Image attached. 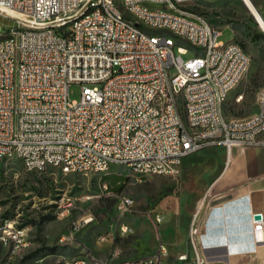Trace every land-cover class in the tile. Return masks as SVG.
Segmentation results:
<instances>
[{
  "label": "built area",
  "instance_id": "1",
  "mask_svg": "<svg viewBox=\"0 0 264 264\" xmlns=\"http://www.w3.org/2000/svg\"><path fill=\"white\" fill-rule=\"evenodd\" d=\"M201 1L0 0V14L18 24L0 37V168L18 161L31 173L105 175L124 167L136 184L151 177L179 183L196 153L220 147L229 161L234 149L264 146V86L257 113L223 114L253 61L238 42L219 41L220 30L195 8ZM189 51L194 57L184 61ZM72 85L82 87L79 101H70ZM209 202L207 192L180 262L208 264ZM133 206L121 196L119 211ZM254 229L264 241L262 219ZM119 234L134 229L122 225ZM26 246V229L0 221V247L11 249L4 264ZM169 256L161 244L141 264H169Z\"/></svg>",
  "mask_w": 264,
  "mask_h": 264
},
{
  "label": "rangeland",
  "instance_id": "2",
  "mask_svg": "<svg viewBox=\"0 0 264 264\" xmlns=\"http://www.w3.org/2000/svg\"><path fill=\"white\" fill-rule=\"evenodd\" d=\"M252 2L264 19V0ZM195 8L220 30L219 41L236 40L246 50L253 61L250 79L263 83L264 32L243 1L203 0ZM17 26L14 19L0 14V37ZM193 57L189 51L183 60ZM81 92L80 85H72L70 101H79ZM226 157L220 147L188 157L179 183L151 177L136 184L128 169L115 167L117 174L128 178L121 195L103 188L102 174L66 175L53 169L31 173L21 162L4 163L0 168V221H11L28 232V246L15 253L14 264H122L123 245L136 237H120V227L128 224L141 229L150 241V227L152 239L158 231V214L174 216L188 225L206 189L220 175ZM121 196L133 198L134 206L119 211ZM102 237L106 241L101 242ZM10 253V248L0 247V264Z\"/></svg>",
  "mask_w": 264,
  "mask_h": 264
},
{
  "label": "crops",
  "instance_id": "3",
  "mask_svg": "<svg viewBox=\"0 0 264 264\" xmlns=\"http://www.w3.org/2000/svg\"><path fill=\"white\" fill-rule=\"evenodd\" d=\"M249 73L223 107L227 120L245 119L259 110L257 96L264 82L250 79ZM108 175L119 174L113 168L104 176ZM207 192L210 202L202 246L208 264H264V241H260L254 229L257 216L264 225V146L234 149L204 195ZM161 215L164 221L157 227L155 239L152 227L150 241L145 237L147 232L143 235L141 229H134L136 239L123 245L122 264L143 263L157 253L161 244L170 250L169 264H191L178 260L179 256L189 254V223L185 225L174 216Z\"/></svg>",
  "mask_w": 264,
  "mask_h": 264
},
{
  "label": "trees",
  "instance_id": "4",
  "mask_svg": "<svg viewBox=\"0 0 264 264\" xmlns=\"http://www.w3.org/2000/svg\"><path fill=\"white\" fill-rule=\"evenodd\" d=\"M102 183L107 184V191L115 195H121L127 185L128 178L121 175H108L101 178Z\"/></svg>",
  "mask_w": 264,
  "mask_h": 264
},
{
  "label": "bare ground",
  "instance_id": "5",
  "mask_svg": "<svg viewBox=\"0 0 264 264\" xmlns=\"http://www.w3.org/2000/svg\"><path fill=\"white\" fill-rule=\"evenodd\" d=\"M244 5L248 8V10L252 13V15L255 17L256 21L260 24V27L262 31L264 32V19L257 11L254 3L252 0H242Z\"/></svg>",
  "mask_w": 264,
  "mask_h": 264
},
{
  "label": "water",
  "instance_id": "6",
  "mask_svg": "<svg viewBox=\"0 0 264 264\" xmlns=\"http://www.w3.org/2000/svg\"><path fill=\"white\" fill-rule=\"evenodd\" d=\"M256 220L260 221L261 220V217L260 216H257L256 217Z\"/></svg>",
  "mask_w": 264,
  "mask_h": 264
}]
</instances>
